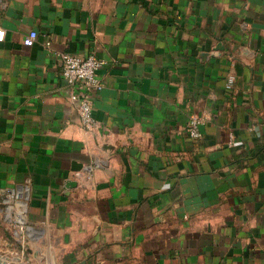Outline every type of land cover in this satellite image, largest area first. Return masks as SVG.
Here are the masks:
<instances>
[{"label": "crops", "instance_id": "obj_1", "mask_svg": "<svg viewBox=\"0 0 264 264\" xmlns=\"http://www.w3.org/2000/svg\"><path fill=\"white\" fill-rule=\"evenodd\" d=\"M0 26V259L264 264V0H0ZM63 51L105 60L95 131Z\"/></svg>", "mask_w": 264, "mask_h": 264}, {"label": "built area", "instance_id": "obj_2", "mask_svg": "<svg viewBox=\"0 0 264 264\" xmlns=\"http://www.w3.org/2000/svg\"><path fill=\"white\" fill-rule=\"evenodd\" d=\"M39 32L31 29L24 37L23 42L32 46L37 41ZM6 36V29L0 26V41ZM48 44L50 42H47ZM59 58L62 63V73L70 86V98L77 105L81 122L87 130L95 131L99 127V122L94 115V99L97 91H100L104 83L99 75V69L105 60L95 54L79 55L69 52H60ZM235 78L230 75L226 86L232 87ZM200 117L191 116L187 124V133L191 138H199L202 135L200 129ZM32 189V181L27 177L23 184V190L16 186H10L6 192V206L10 211L9 220L15 225H27L28 204L26 193Z\"/></svg>", "mask_w": 264, "mask_h": 264}, {"label": "water", "instance_id": "obj_3", "mask_svg": "<svg viewBox=\"0 0 264 264\" xmlns=\"http://www.w3.org/2000/svg\"><path fill=\"white\" fill-rule=\"evenodd\" d=\"M83 164H78L76 162H74V165H73V169L74 170H80L83 166ZM77 182L75 180H69L68 181V184H76ZM15 234V237H16V240L18 241H21L23 243H25V241L27 240V238L25 237L24 234L20 233L19 231H15L14 232ZM25 259V256H24V252L21 248H16L15 251L12 253L11 256H5V259H0V264H22L21 261H23ZM4 261H7L6 263H3Z\"/></svg>", "mask_w": 264, "mask_h": 264}]
</instances>
